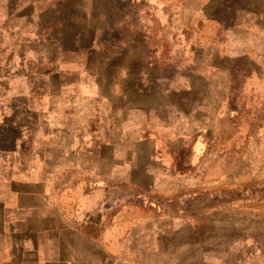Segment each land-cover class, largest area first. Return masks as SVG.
<instances>
[{"label": "crops", "instance_id": "crops-1", "mask_svg": "<svg viewBox=\"0 0 264 264\" xmlns=\"http://www.w3.org/2000/svg\"><path fill=\"white\" fill-rule=\"evenodd\" d=\"M107 1L0 0V50L20 66L14 135L0 143V264H264V204H241L240 189L259 176L258 157L231 169L207 151L227 97L213 62L167 60L145 41L182 32L160 18L185 9L213 21L214 0H126L124 12ZM230 8L234 55L264 74V0ZM231 177L237 200L213 203ZM230 219L248 227L232 244L228 233L199 239V226Z\"/></svg>", "mask_w": 264, "mask_h": 264}, {"label": "rangeland", "instance_id": "rangeland-1", "mask_svg": "<svg viewBox=\"0 0 264 264\" xmlns=\"http://www.w3.org/2000/svg\"><path fill=\"white\" fill-rule=\"evenodd\" d=\"M235 3L236 0H214L213 21L199 18L195 12L191 13L187 9L181 12L185 14L182 18L166 15L160 18L164 26L161 27L167 30L176 21L180 26L178 29L182 32L147 35L145 41L154 45L160 44V55L167 60L187 55L213 62L215 90L222 91L227 97L219 99L224 100L223 106L219 108V113H215L213 145L208 146L207 151L213 149L214 157H229L231 169L237 165L238 157H258L255 167L259 176L254 179L244 178V182V179L241 180V204L244 201L264 204V83L256 80L264 74L262 69L248 58L234 55L241 49V26L237 23L234 10L229 9ZM107 4L123 12L127 8L126 0H110ZM186 5L187 3L184 7ZM134 8L141 9L137 4ZM122 19L125 21V18ZM116 36L123 40L128 35L124 33ZM130 36L142 39L144 35L134 33ZM16 57L17 51L14 49L0 50V143L3 146L6 145V140L12 139L14 135L13 126L9 123L13 121V99L10 94L13 91L15 71L20 67ZM246 160L247 158L241 161V168L245 170L244 165L255 164L245 163ZM239 191L237 179L231 177L225 193H215L213 203L220 202L221 199L236 201ZM197 205L204 206L205 198L201 197ZM232 214L234 212L230 213V217ZM198 228L199 239L203 238L205 231L214 234L228 233L230 242H225V245L232 244L236 235L248 230V227L232 224L231 219L228 225L224 221L222 224ZM256 232L264 235V224L257 227ZM207 244H201L202 248Z\"/></svg>", "mask_w": 264, "mask_h": 264}]
</instances>
